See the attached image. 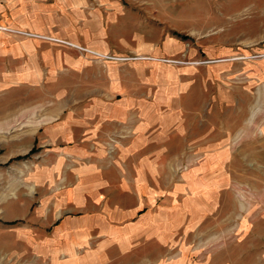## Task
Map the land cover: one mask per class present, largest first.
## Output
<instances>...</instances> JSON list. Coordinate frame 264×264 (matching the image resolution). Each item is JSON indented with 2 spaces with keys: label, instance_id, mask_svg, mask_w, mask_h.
Segmentation results:
<instances>
[{
  "label": "crops",
  "instance_id": "obj_1",
  "mask_svg": "<svg viewBox=\"0 0 264 264\" xmlns=\"http://www.w3.org/2000/svg\"><path fill=\"white\" fill-rule=\"evenodd\" d=\"M120 7L112 9L107 29L140 32L125 37L121 31L106 41L92 28V17L83 21L75 15V26L61 23L52 31L36 9L23 16L0 5V24L28 36L0 32L1 76L9 78V85L24 74L30 83L45 87L44 77L50 76L60 94L67 66L75 80L74 112H61L46 123L53 125L51 144L62 147V159L70 164L49 165L42 177L43 200L54 211L48 241L59 246L58 253L73 254L71 264H135L143 259L141 253L152 259L176 249L189 252L192 236L203 228L222 227L229 206L238 200L240 158L227 146L239 138V126L226 134L222 128L209 147L207 118L189 119L177 111L187 108L180 98L188 92H176L177 80L169 81L154 68L152 62L162 59L153 41L144 39L141 23L124 16ZM44 36L57 43L66 40L89 54L71 48L66 53L64 46L39 39ZM106 54L112 58L104 59ZM188 150L198 156L209 153L178 174Z\"/></svg>",
  "mask_w": 264,
  "mask_h": 264
},
{
  "label": "rangeland",
  "instance_id": "obj_2",
  "mask_svg": "<svg viewBox=\"0 0 264 264\" xmlns=\"http://www.w3.org/2000/svg\"><path fill=\"white\" fill-rule=\"evenodd\" d=\"M139 1L0 0V5L7 4L10 13L21 12L23 16L36 9L52 31L59 29L61 23L75 26V15L83 21L92 17V28L106 41L122 31L107 29L112 9L121 6L124 16L141 23L144 39L153 41L152 48L162 59L152 62L154 68L169 81L177 80L176 92H188L187 97L180 99L189 105L177 111L189 119L207 118L209 147L215 144L214 138L222 128L226 134L239 126V138L230 140L227 146L237 151L240 158V184L235 190L238 200L234 202L237 211L233 210L232 215L235 205L229 206V220L222 227L203 228L194 234L189 252L179 253L176 249L152 255V259L141 253L138 256L143 259L132 263L264 264V0ZM77 7L79 14L72 12ZM74 26L69 25V29L73 31ZM6 27L0 24V32L28 37L10 33ZM130 30L128 27L127 33L123 30L122 34L133 37L140 32L139 28ZM39 39L57 43L49 36ZM63 41L57 44L64 46L66 53L71 48L89 54ZM107 57L106 54L104 59ZM1 67L0 264H71L73 254L61 253L62 250L58 253L59 246L49 244L54 211L43 200L46 191L42 177L47 175L45 168L49 165L64 161L70 164L62 159V147L57 150L51 144L49 128L53 125L46 123L61 112L65 116L74 112V96L78 94L71 89L75 80L65 67L64 92L57 94L55 79L50 76L44 77L45 87L30 83L31 78L24 74L16 78L15 85H9V78L1 76ZM162 112L167 110L161 109ZM194 153L187 151L185 161L177 167L178 174L205 161L209 152L202 156ZM57 176L61 186L62 174ZM46 222L43 229L41 224Z\"/></svg>",
  "mask_w": 264,
  "mask_h": 264
},
{
  "label": "built area",
  "instance_id": "obj_3",
  "mask_svg": "<svg viewBox=\"0 0 264 264\" xmlns=\"http://www.w3.org/2000/svg\"><path fill=\"white\" fill-rule=\"evenodd\" d=\"M107 58H112V57H107Z\"/></svg>",
  "mask_w": 264,
  "mask_h": 264
}]
</instances>
